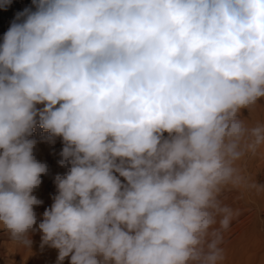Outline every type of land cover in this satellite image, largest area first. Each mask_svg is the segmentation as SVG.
<instances>
[{"label":"clouds","instance_id":"obj_1","mask_svg":"<svg viewBox=\"0 0 264 264\" xmlns=\"http://www.w3.org/2000/svg\"><path fill=\"white\" fill-rule=\"evenodd\" d=\"M33 5L0 45L9 242L30 249L36 231L32 193L47 165L28 137L39 123L63 138L58 163L69 166L38 225L57 264H223L224 233L241 215L223 193H264L240 167L264 149V122L241 116L264 98V0Z\"/></svg>","mask_w":264,"mask_h":264},{"label":"bare ground","instance_id":"obj_2","mask_svg":"<svg viewBox=\"0 0 264 264\" xmlns=\"http://www.w3.org/2000/svg\"><path fill=\"white\" fill-rule=\"evenodd\" d=\"M56 107H59L57 105ZM36 108L42 110L44 104H37ZM241 116L245 118L250 125L264 122V98H261L257 105L251 110H241ZM37 121L39 117H36ZM39 126V123H37ZM36 126V127H37ZM35 129H33L34 131ZM167 137L168 133H164ZM65 145H60L58 149L62 150ZM36 160L47 165V179L36 188L41 204L34 206L33 210L36 214L37 223L33 227L36 231H30L29 236L32 244L30 249H19L10 243V236L7 233L3 240H0V264H57L58 249L52 247L41 246L42 233L38 230V225L43 220V213L46 209H50L54 197L58 194L56 177L64 176L69 171V166L62 167L58 161L61 158H55L49 152L43 154L34 153ZM240 167L250 181L264 185V149L258 150L256 154H248L241 162ZM126 183L123 177L118 173H114ZM49 185V187H47ZM49 188V191L48 189ZM262 196L264 193H258L255 190H236L230 189L223 193L225 202L234 208L241 209L240 217H245L247 211L248 197L254 200V195ZM35 195V194H34ZM264 212H255L253 215L247 216V220H251L253 225L250 228H243L239 231L238 236L224 248L225 260L223 264H264V222H261ZM260 218V219H259ZM264 221V220H262ZM229 233V232H228ZM227 233L224 234V237ZM63 264H70V256L66 257Z\"/></svg>","mask_w":264,"mask_h":264},{"label":"rangeland","instance_id":"obj_3","mask_svg":"<svg viewBox=\"0 0 264 264\" xmlns=\"http://www.w3.org/2000/svg\"><path fill=\"white\" fill-rule=\"evenodd\" d=\"M25 9H31L33 11L35 10L33 0H11L10 5H8L7 7H0V45H2L3 43L4 34L8 31L13 22H18L17 14L24 12ZM34 129L35 130L32 132V135L28 137L29 139H33L37 142L36 146L33 149V154L35 153V155H38L41 153L43 154L44 152H49L51 155H53V157L62 159L60 155L62 150L58 149V147L60 145H64L63 138L60 136L51 137L50 133L47 130L42 129L39 126L35 127ZM47 178V174H42L41 183L45 181L47 182ZM49 185L50 184H48L47 187H49ZM47 189L49 191V188ZM36 193L38 192L36 189H34L32 194H35L34 196L39 199V196ZM253 197L254 200L250 197H248L247 199L249 206L246 207L247 211L245 213V217L234 219L231 222L229 229L224 233H227V236L224 237V243L222 247L233 241V239L238 236V233L241 229H248L251 227V225H253V222L251 220L246 219L248 218L247 216L253 215L255 212H264V194H262V196H258V194H255ZM262 220H264V216H262V219H260L261 222H264ZM6 234V230L0 228V240H3V236Z\"/></svg>","mask_w":264,"mask_h":264}]
</instances>
